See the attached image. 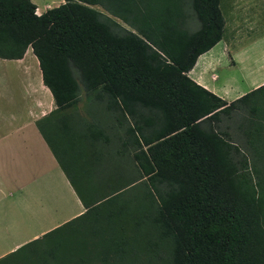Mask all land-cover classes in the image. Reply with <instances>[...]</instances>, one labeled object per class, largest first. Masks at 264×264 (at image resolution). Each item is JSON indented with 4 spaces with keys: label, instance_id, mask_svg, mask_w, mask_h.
Wrapping results in <instances>:
<instances>
[{
    "label": "trees",
    "instance_id": "16d2710c",
    "mask_svg": "<svg viewBox=\"0 0 264 264\" xmlns=\"http://www.w3.org/2000/svg\"><path fill=\"white\" fill-rule=\"evenodd\" d=\"M219 4L63 0L36 14L0 0V58L31 49L55 107L49 130L36 125L58 161L48 134L70 133L80 87L90 116L69 138L78 151L63 148L81 160L66 176L84 211L26 264H264V83L226 102L186 75L221 38Z\"/></svg>",
    "mask_w": 264,
    "mask_h": 264
},
{
    "label": "crops",
    "instance_id": "0c3cea01",
    "mask_svg": "<svg viewBox=\"0 0 264 264\" xmlns=\"http://www.w3.org/2000/svg\"><path fill=\"white\" fill-rule=\"evenodd\" d=\"M30 1L36 6V14L63 2L45 0L40 7L34 0ZM260 2L264 13V0ZM227 4V16L219 4L224 21L220 40L197 56L186 75L201 87L230 102L264 83V23L261 25L260 38L257 36L249 38L246 35L237 38L232 34V29L240 26L245 29L249 27L246 19L236 16L244 12V8L247 7L246 0H232ZM226 28L229 30L227 35ZM257 44L260 45L261 57L256 60L253 56L247 60L241 59L242 55L239 59V54L236 57L232 51L235 47L244 50ZM224 49L231 57V62L226 61L227 64L238 67L237 77L233 75L218 77L215 72L217 62L224 56L221 52ZM0 61L19 64L17 66H22L28 75L24 77L22 105H18L11 95L0 87V262L18 264L23 260L22 256L12 260L13 256L21 250L32 249L30 250L32 253L35 250L33 243L38 242L36 240L45 232L84 211L66 176L72 172L73 177H79L83 169L79 165L81 160L77 156L72 157L68 151H64L67 160L59 158L58 161L36 125V121L43 119L40 126L49 130L55 107L49 90L42 84L37 61L31 49L27 47L19 59L0 58ZM92 110L97 125L105 134L111 136L108 128L111 123L103 116V107H92ZM69 112L76 117L72 129L68 130L70 133L54 129L53 136L61 149L66 148L63 147L65 138L72 140L79 138L82 134L83 119H90L86 112V117L82 114L78 106ZM72 148L73 151H78L76 143L71 146ZM102 148L110 153L113 146L109 144Z\"/></svg>",
    "mask_w": 264,
    "mask_h": 264
},
{
    "label": "rangeland",
    "instance_id": "374dc122",
    "mask_svg": "<svg viewBox=\"0 0 264 264\" xmlns=\"http://www.w3.org/2000/svg\"><path fill=\"white\" fill-rule=\"evenodd\" d=\"M34 1L38 4V6L41 7V5L43 4V1H45V0H34ZM46 1H48V0H46ZM228 1H232V0H220L221 10L225 13L226 16L228 14V12H226V10H227L226 6L228 5L227 4ZM237 1H239V0H237ZM240 1H245V0H240ZM260 1L261 0H246V6L247 7L244 8V12H241L240 15L236 14V16L238 18H240V16H241V19L244 18V19H246L245 22H249L248 23L249 27H247V29H249V30L242 28V26L232 29L233 30L232 34L236 35L237 38L243 37L245 35L248 36L249 38L254 37V36H257L258 38H260L262 36L261 35L262 34L261 33V30H262L261 25L264 23V13L262 11ZM94 7L98 10H101L100 7H98V6H94ZM115 20L118 21L117 19H115ZM196 26H198V23L196 24ZM229 27H231V24H229ZM225 34L226 35L229 34L228 28L225 29ZM259 47H260L259 44L252 46L250 48L244 49V50L243 49L238 50V48L235 47L232 49V51L236 57L239 54V59H240V55H242L241 59L247 60L248 57L253 56V58H255V60H256V59L261 57V55H260L261 49ZM221 52L224 53V56L220 57V61L217 62L218 66H217V69L215 71L216 74L218 75V77H226L229 75H233V77L234 76L237 77L236 74L238 71V67L237 66L234 67V66L227 64V62L228 63L231 62L230 53L225 49L222 50ZM17 65H19V64H17ZM17 65H15L14 63H10V62L6 63V62L0 61V87L4 88L5 89L4 91H6L8 94H10L11 97L18 103V105H22L24 103V101L22 100V96H21V94L24 92V89H23V86L25 84L24 83V77H28V75H27V72L25 70H23L22 66H17ZM240 68L243 69V67H240ZM263 91L259 92L256 95L263 93ZM77 106L79 107L82 114L85 116L87 113L86 112L87 103H86V99L84 98V92H83L81 87H80L79 101L77 103ZM88 107H91V106H88ZM94 107H96V105ZM48 138H49V141H50L52 147L54 148L56 154L58 155V157L63 161L67 160V158H66L67 154L64 153L65 150H63V148L61 149V147L58 145L55 137L51 133H49ZM70 146H71L70 140L65 138L63 140V147H70ZM68 150H70V152H72L74 149L70 148ZM70 171H72V170H70ZM70 173L72 176V172H70ZM129 191H130V189H129ZM49 239L50 238L47 237V238L39 240L38 242H34L33 243L34 249L36 250L38 248L47 247V245H49ZM30 250H32V249H28V251L27 250L26 251L21 250L20 253L13 256L14 258L12 260H15L17 258V256H19V257L22 256L23 260L18 264H26L27 263L26 259L29 257ZM0 264H5V262L4 263L0 262ZM10 264H17V263L11 262ZM152 264H155V263H152Z\"/></svg>",
    "mask_w": 264,
    "mask_h": 264
}]
</instances>
